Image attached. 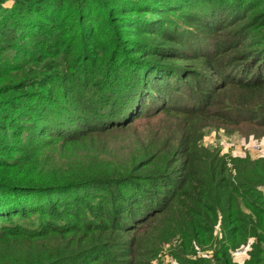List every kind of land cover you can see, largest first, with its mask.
Returning <instances> with one entry per match:
<instances>
[{
	"label": "trees",
	"instance_id": "16d2710c",
	"mask_svg": "<svg viewBox=\"0 0 264 264\" xmlns=\"http://www.w3.org/2000/svg\"><path fill=\"white\" fill-rule=\"evenodd\" d=\"M160 113L175 131L127 166L65 157ZM229 126L264 130V0H0V264L167 246L178 264H264V158L201 147Z\"/></svg>",
	"mask_w": 264,
	"mask_h": 264
},
{
	"label": "rangeland",
	"instance_id": "374dc122",
	"mask_svg": "<svg viewBox=\"0 0 264 264\" xmlns=\"http://www.w3.org/2000/svg\"><path fill=\"white\" fill-rule=\"evenodd\" d=\"M172 121L179 120L160 113L152 118H138L126 129L102 135L90 134L80 144L67 147L65 157L73 164L98 159L106 165L113 166L119 163L127 166L141 156V147L155 143L154 148H159L166 141L165 138L160 139L165 131L172 134L176 129ZM201 147L218 151L230 159H262L264 158V130L250 126L247 128L229 126L224 129L206 130ZM57 153L59 155V152ZM262 191L264 196V189ZM243 247L246 246H242L241 249ZM171 249V246H167L156 254L152 251L139 250L145 256L138 257L135 261L137 264H178L170 255ZM246 258L247 255H238L235 260L241 262Z\"/></svg>",
	"mask_w": 264,
	"mask_h": 264
},
{
	"label": "built area",
	"instance_id": "2783aa9c",
	"mask_svg": "<svg viewBox=\"0 0 264 264\" xmlns=\"http://www.w3.org/2000/svg\"><path fill=\"white\" fill-rule=\"evenodd\" d=\"M249 247H243L242 249H239L234 253L235 256L238 255H247L248 254Z\"/></svg>",
	"mask_w": 264,
	"mask_h": 264
}]
</instances>
